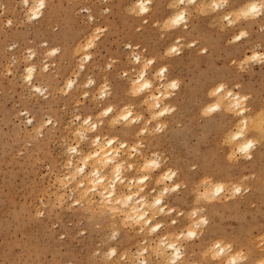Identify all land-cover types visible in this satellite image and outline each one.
<instances>
[{
	"label": "rangeland",
	"instance_id": "obj_1",
	"mask_svg": "<svg viewBox=\"0 0 264 264\" xmlns=\"http://www.w3.org/2000/svg\"><path fill=\"white\" fill-rule=\"evenodd\" d=\"M136 1L43 0L38 17L29 21L32 13L23 0H0V264H140L142 258L145 264H171L159 252L169 250V241H175L189 264H226L230 255L241 252L246 258L235 264L264 261V119H259L264 114V59L247 60L264 54V7L259 15L243 16L238 7H230L235 0L214 11L211 0L199 6L152 0L142 15ZM182 7L186 18L170 24V12ZM225 15L234 23L224 20ZM240 31L248 35L233 42ZM173 43L179 54L167 55ZM57 48L59 52L49 55ZM28 49L35 53L31 59ZM150 58L155 62L146 75L157 87L155 97L159 95L161 107L175 109L156 120L150 117L156 100L148 89L132 88ZM164 65V79L180 80L178 89L161 86L156 72ZM30 66L37 87L25 79ZM90 78L95 83L86 87ZM105 83L110 95L100 99ZM221 83L247 99L234 110L226 109L217 96H209ZM165 92L173 94L164 99L160 94ZM213 103L219 109L202 115ZM109 105L115 116H99ZM125 107L132 112L130 121L141 119L113 124ZM88 116L90 124H98L94 132L82 124ZM161 122L167 126L157 132ZM80 125L87 127L83 140L75 134ZM141 129L146 131L141 134ZM238 131L255 142L245 153L233 139ZM96 135L104 144L113 139L115 159H123L122 175L128 181L123 187L128 191L130 180L135 181L136 203L143 192L151 198L164 186L180 183L163 201L174 212L145 209L153 224L162 225L155 232L148 223L124 217L126 203L115 201L113 208L106 190L80 192L78 180L92 167L88 158L80 157L96 148ZM69 147L77 152L69 153ZM154 152L166 162L157 171L150 165L143 170L158 158ZM230 153H235L232 161L227 159ZM70 159L79 169L76 174L69 171ZM169 168L177 172L175 179L158 184L160 173ZM143 175L150 177L149 187L138 182ZM209 180L225 183V192L208 198L204 186ZM234 186L241 191L232 196ZM200 216L209 223L196 229L198 238L186 239ZM113 231L119 236L111 241ZM218 239L232 247L215 257L209 248ZM113 246L116 255L108 259Z\"/></svg>",
	"mask_w": 264,
	"mask_h": 264
},
{
	"label": "clouds",
	"instance_id": "obj_2",
	"mask_svg": "<svg viewBox=\"0 0 264 264\" xmlns=\"http://www.w3.org/2000/svg\"><path fill=\"white\" fill-rule=\"evenodd\" d=\"M23 2L25 3V5H27L28 3V0H23ZM146 2L148 4H151L152 0H146ZM184 0H180V3H183ZM194 0H188V3L191 4L193 3ZM226 2V0H220L219 3L215 2V0H213V3L211 5L212 7V10H216L217 8L219 7H223V4ZM40 7L42 8L43 7V0H41V3H40ZM261 7H264V0H262V5L261 6H258L256 3H251L249 5V10L248 12H245L244 15L247 16L249 14V12L252 14V15H259L260 14V9ZM149 8L144 6L143 4L140 6V13L143 15L144 13H147L149 12ZM30 12H32V15L28 16V20L29 21H32L34 19H36L39 15V9H29ZM107 11V9L105 10ZM91 20V17L89 18ZM185 19V15H184V11L181 10L179 13H177L174 17V19L171 21V24L172 25H176V24H179L181 23L183 20ZM224 20L228 21L229 24H232L234 23V21L230 20L229 17L227 15H225L223 17ZM8 25L10 26L12 21L9 20L8 22ZM168 26H170L168 24ZM248 35V33L246 31H240L237 35H235L233 38H232V41H239L241 40L242 38L246 37ZM98 39V37H97ZM14 47V46H13ZM179 51H180V48L177 46V45H173L168 51H167V55H170L171 53H175V54H179ZM203 51H206V49H204ZM28 52L30 53L28 59H31L35 53L32 52L31 49H28ZM56 52H59V49H53L51 53H49V55H52ZM260 58V59H264V54H260V53H254L253 55L247 57V60H256L257 58ZM140 60V56H135L134 57V61L138 62ZM155 60L154 59H148L147 62L145 63L144 65V68L146 69L149 65H152L154 64ZM246 63V61H245ZM108 67L110 68L111 67V64L108 65ZM168 71V68H167V65H164L162 66L161 68H159L156 72V75L160 78V79H164V76H165V73H167ZM26 72L28 73L27 76H25V79L26 80H31L32 78V72H33V68L32 67H29L26 69ZM123 75H127V73L125 72ZM144 76H145V72L144 71H141L140 73V79L143 80L144 79ZM72 81H69L68 83V88L70 89L72 87ZM95 83V81L93 79H89L87 82H86V87L88 86H91ZM180 84H181V81L178 80V79H173L171 80L168 84H167V88L169 89H178L180 87ZM142 88H148L150 87V84L149 82L145 81L144 84L141 86ZM236 87L238 88L239 85H236ZM225 89V85L223 83L221 84H218L214 89L210 90L209 91V96H214L216 97L217 94L221 93L223 90ZM136 91H139V89H137ZM135 94V93H134ZM173 93L172 92H165V93H162L164 99H167L168 97H170ZM108 95H110V86L107 85L106 83L105 84H102L101 85V91H100V94H99V98L100 99H104L106 98ZM236 95H239L238 93ZM227 96L229 97H233L234 101H235V106H238L242 103L243 100H246L247 97H240L239 100H237L235 98V96H233V93L231 90H229L227 92ZM154 100H159L160 97H153ZM153 107L155 108H159L160 111L158 112H155L151 119L152 120H156L158 117H161L163 115H165L166 113H171L173 112L175 109L173 106H164L163 108L160 107V104L159 103H156L153 105ZM219 105L218 104H211V105H208L205 109L202 110V115H210L213 111L219 109ZM114 110L113 106H108L106 109L102 110L98 115L99 116H107L108 114L112 113ZM243 111V109H241V112ZM239 114V113H238ZM132 116V112L131 110H129L127 107H125V109L123 110V112L121 113V115L113 120V124H118L120 122V120H124V121H129V123H132L134 122L135 120H139L141 119L140 116H136L133 118L132 121L129 120V117ZM81 117L78 115L76 116V120H80ZM92 120V117L91 116H88V117H85L83 118V121H82V124L83 125H88V131H92L94 132L97 127H98V124L97 123H91L90 124V121ZM31 121H29L30 123ZM167 125L166 123L164 122H161V123H158L157 126H156V131L159 132L161 131L163 128H165ZM146 131L145 129H141V134H143V132ZM77 136H80L81 137V140H83L85 137L83 136V134L77 130V132L75 133ZM241 133H238L237 135H240ZM233 139H236V136H233ZM99 140V137H96L94 138L93 140V143L95 144L96 141ZM114 141L113 140H109L108 143L111 144L113 143ZM253 143H255L254 141L252 140H249L247 142V144L245 145V147H251L253 145ZM121 147H124L123 144H121ZM67 151L69 153H75L77 152V148L76 147H69L67 149ZM152 156L153 157H158V158H153L151 159L148 164H145L144 165V169L143 170H147L149 168V165L151 167V170L152 171H157L159 169L162 168L163 164L166 162V158H163L161 157V154L159 153H152ZM235 157V153H230L228 156H227V159L229 161H232L233 158ZM250 159V157H248ZM69 164H71V160H69ZM122 167V165L118 164L116 166V171L117 173H119L120 171V168ZM133 166L131 164L128 165V168L131 169ZM80 171H83V169H80ZM95 174V173H94ZM177 176V172L173 169H166L164 170L163 172L160 173V176H159V179L157 180V183L158 184H164L165 181H173L175 179V177ZM149 176L148 175H144V176H141L139 178V183H144L146 182L147 180H149ZM101 179H103V177H101ZM116 180H121V176L119 174L116 175L115 177ZM181 188V185L180 183H174L172 184L171 187H168V186H164L160 191L159 193L155 196L154 200L152 201V207H156L158 205H163V201L165 199V195L166 193L168 192H176L178 189ZM224 189V184L222 183H219L216 185V187L214 188V192L216 194H219L221 191H223ZM245 191H247V189H244ZM140 191H143V189L141 188ZM241 191V186H234L233 188V193H232V196H235L236 194H239ZM111 195V193H110ZM128 199H131V197H128ZM119 202V201H117ZM166 209H167V214H171L172 212L175 211V208H168L167 205H164V206H161L159 208V212L160 213H165L166 212ZM191 215L193 217H196L197 216V211H192ZM142 218V217H141ZM139 221H137L138 223ZM145 223H148V221H145ZM173 223H175V221H173ZM209 223L208 221V218L206 216H200L199 219H197L195 221V224H194V227H189L187 232H186V236L185 238L188 239V240H193V239H196L198 238V232H197V228H203L205 225H207ZM162 225L161 224H157L155 225L153 228H152V231L155 232L156 230H158ZM199 235H202V233H199ZM119 236V232L118 231H113L111 233V235L109 236V240L111 241H114L117 239V237ZM222 241H215L214 244H213V247L214 248H217L219 249V252L216 254L217 256L219 254H222L225 249H230L232 246L231 244H223V247L221 246L222 245ZM169 248H174L175 251L173 252V259L171 261V264H176V261L179 260L183 253L180 251L179 248H176L174 244H169L168 245ZM116 252H117V249L115 246L111 247L108 249L107 251V256H108V259H111L113 256L116 255ZM140 255L142 256L143 255V252L140 253ZM246 257L243 256L242 252L241 253H237V254H234L230 259L229 261L226 262V264H235L236 260L239 259H245ZM140 264H145L144 260H141L140 261ZM260 264H264V261H261Z\"/></svg>",
	"mask_w": 264,
	"mask_h": 264
},
{
	"label": "bare ground",
	"instance_id": "obj_3",
	"mask_svg": "<svg viewBox=\"0 0 264 264\" xmlns=\"http://www.w3.org/2000/svg\"><path fill=\"white\" fill-rule=\"evenodd\" d=\"M178 1H180V0H178ZM184 1H187L188 2V0H184ZM206 0H194V4L195 5H197V6H199L198 4L200 3V5H202L201 3L203 2V4H204V2H205ZM209 1V0H208ZM212 2H213V0H211ZM215 2H217V3H219L217 0H215ZM40 3H41V0H36V3H34V2H29L28 1V3H27V8H28V10L29 9H39V12H40ZM136 3L137 4H139L140 6L143 4L144 6H146L147 7V4H146V0H137L136 1ZM184 3H186V2H184ZM206 3H207V1H206ZM251 3H256L258 6H261L262 5V0H235V3L234 4H232L230 7H238V9H239V13H241V14H243V16H245L244 15V13L245 12H248V10H249V5L251 4ZM205 5V4H204ZM224 5V4H223ZM175 9V8H174ZM181 10H183L184 11V15H185V18H186V8H184V7H182L181 9L179 8V10H177V9H175V10H173V12L171 11L170 12V14H169V17H168V19H167V21H169V22H171L173 19H174V17H175V15L177 14V13H179ZM262 10H263V7H261V9H260V13H262ZM237 12V11H236ZM32 13V12H31ZM239 13H237V14H239ZM30 14V13H29ZM249 14H250V12H249ZM248 14V15H249ZM168 15V14H167ZM247 15V16H248ZM251 15V14H250ZM249 15V16H250ZM242 16V15H241ZM168 22V23H169ZM249 23H251V22H249ZM171 24V23H170ZM180 24V23H179ZM179 24H176V25H179ZM251 25V24H250ZM172 26V25H171ZM176 42V41H175ZM177 44V43H176ZM176 44H174L173 43V45H176ZM173 45H171V47L173 46ZM170 47V48H171ZM137 56V55H136ZM31 67V66H30ZM33 68V67H32ZM142 71H144L145 72V76H144V79L143 80H141L140 79V75H138V77H137V79H135L134 80V82H132V88L133 89H148L147 91H148V93L150 94V96H152V97H155V94H154V92H153V90H154V88H157V87H155V84H154V82H153V80L152 79H150V78H148L147 77V75H146V73H147V70L146 69H143ZM32 76H33V72H32ZM31 80H32V78H31ZM31 80H29L30 81V83H31V85L33 86V87H37L35 84H33V82L31 81ZM145 81H147V82H149V84H150V87H148V88H142L141 86L144 84V82ZM171 80H169V79H167V77L165 78V79H162V81H161V86H163V88H166L167 87V84L170 82ZM217 86V85H216ZM215 86V87H216ZM214 87V88H215ZM39 88V87H38ZM162 88V89H163ZM213 88V89H214ZM37 89V88H36ZM167 89V88H166ZM158 91L159 92H161V89H158ZM229 91V89H224L221 93H219V94H217V100L219 101V103L221 104V105H224V107L226 108V109H228V110H234L237 106H235V101H234V99H233V97H229V96H227V92ZM147 93V94H148ZM148 94V95H149ZM237 93H235V94H233V96H235V98L237 99V100H239V96L238 95H236ZM160 95H162V93L160 94ZM159 96V95H158ZM158 96H156V97H158ZM227 102V103H226ZM156 103H159L160 104V102H159V100H156L155 101V104ZM109 106H111V105H109ZM108 107V106H107ZM106 107V108H107ZM160 107H161V104H160ZM105 108V109H106ZM161 108H163V107H161ZM121 108H119V110H120ZM156 110H158V111H160V109L159 108H156ZM156 110H154V111H152L151 112V116L150 117H152V115L155 113V111ZM158 111H156V112H158ZM244 111V110H243ZM262 111V110H261ZM123 112V111H122ZM121 110L119 111V113H118V115H121ZM264 112V111H263ZM258 113H259V111H258ZM257 113V114H258ZM262 113V112H261ZM260 114V113H259ZM117 115V116H118ZM263 115L264 114H262L261 115V117H259V119L260 120H262V119H264V117H263ZM108 116L111 118V116L113 117V116H115V112H114V110H113V112L112 113H110V114H108ZM258 116V115H257ZM263 117V118H262ZM130 118V117H129ZM114 119V118H113ZM93 123H95V122H93ZM81 127V129L80 128H78L79 129V131L82 133V134H84V132H85V129L87 128H84V127H82V125H80ZM86 126V125H85ZM127 130H132L131 128H129V129H127ZM238 133H241L240 131H238V132H236L235 133V135L237 136V145H238V150L239 151H242V152H247V150L250 148V147H245V145L247 144V142H248V140H246L245 138H244V136L242 135V133L240 134V135H237ZM85 135V134H84ZM96 137H99L98 135H96V136H94V138H96ZM94 138H93V140H94ZM92 140V141H93ZM109 140H113L112 138L110 139H108L107 140V143L106 144H104V143H102V141H104V140H101V138L99 137V140L98 141H96V143H95V146H96V148L95 147H93V148H95L93 151H91V152H82V153H85V155L83 154V158H82V155H81V159L83 160L84 158H88L89 160H90V165H92V167H91V172H92V177H91V172L89 171V172H86V171H84L83 172V176H82V178L81 179H79L78 180V183L79 184H81L83 187V190H82V188H80V192H82L83 191V193L84 194H87L86 193V191H90L91 189H96L97 191H100L99 193H101V191H103V190H106V192L105 191H103L104 193H107L108 194V200H109V202L110 203H112L111 204V206L113 207V208H116V206H114V202L115 201H121V203L122 202H124V203H126L125 205L126 206H124V208H123V212H124V217H128V218H130V219H132V220H135V221H139L138 223L140 224V223H142V225L143 224H145L146 225V223H145V221H148V226L150 225V227L151 226H155V225H157L158 223H152V216L150 215V214H148V212L149 213H152L153 214V212L155 211L156 213L159 211V208L161 207V206H164V203H163V205H158V206H156V207H152V201L154 200V198H155V196L154 197H152V195H151V198L150 197H147V194L145 193V192H143V193H141V194H143V196H142V198H141V200L139 201V204L138 203H136V198L134 199V198H132V196H133V194L134 193H137V190H135L133 187H137L136 186V183H135V181L134 180H130L131 182L130 183H132L133 184V187H130V188H128L129 190L127 191H125V189H124V183H125V181H127V180H125V178H124V175H122V167L120 168V171H119V173H117V171H116V166L118 165V164H120V165H122L121 164V162H122V160L123 159H115V153L117 152L116 150H115V146L113 145V143H111V144H109L108 143V141ZM90 143H92V142H90ZM89 144V143H88ZM88 151H89V149H87ZM78 154H79V152H78ZM81 154V153H80ZM249 154L250 153H247L246 154V157H250L249 156ZM71 160V164H69V171H72L73 172V174H76V172L77 171H75L76 169L77 170H79L78 168H77V166L73 163V160L72 159H70ZM85 160V159H84ZM85 163V162H84ZM84 165V164H83ZM82 168H84V166L82 167ZM101 168H103V170H101ZM68 171V172H69ZM74 171H75V173H74ZM71 173V172H70ZM70 173H68L69 175H71ZM95 173V174H94ZM117 174H119L120 176H121V180H116L115 179V177H116V175ZM144 176V175H143ZM72 177V176H71ZM101 177H103V179H101ZM159 179V178H158ZM61 180V179H60ZM59 180V181H60ZM92 183V184H90L89 185V183ZM128 182V181H127ZM126 182V183H127ZM129 183V184H130ZM129 184H127L128 186H129ZM134 184H135V186H134ZM131 185V184H130ZM138 185V184H137ZM216 185L217 184H215V182H213L212 180H209V181H206L205 182V189H204V193L206 194V196L208 197V198H211V196H210V194L212 195V194H216L215 192H214V188L216 187ZM224 185H225V183H224ZM132 186V185H131ZM142 187L143 186H148L149 187V183L146 181L145 182V184L144 185H141ZM167 186V185H166ZM108 187V188H107ZM127 186L125 185V188H126ZM138 189H139V185H138ZM225 189H226V187L224 186V189H223V191H221L219 194H221V193H223V192H225ZM139 191V190H138ZM96 192V191H95ZM103 192H102V194L101 195H103ZM233 192V191H232ZM232 192H231V194H232ZM91 191H90V195H91ZM110 193H111V195H110ZM140 193V192H139ZM146 195H145V194ZM82 194V193H81ZM84 194H82V195H84ZM149 194V193H148ZM219 194H217V195H219ZM230 194V193H229ZM81 195V196H82ZM89 195V196H90ZM140 195V194H139ZM138 195V196H139ZM150 195V194H149ZM209 195V196H208ZM135 196V195H134ZM84 197V196H83ZM128 197H131V199H128ZM89 199V198H88ZM91 199H93V198H91ZM134 199V200H133ZM118 204V203H117ZM122 209V208H121ZM142 209V210H141ZM144 209V210H143ZM145 209H147V211L148 212H146L145 211ZM119 210V209H118ZM117 210V211H118ZM153 210V211H152ZM120 211V210H119ZM121 212V211H120ZM123 212H121V213H123ZM118 214V213H117ZM142 217V218H141ZM129 220V219H128ZM174 236V235H173ZM219 240V239H218ZM215 241H217V240H215ZM214 241V242H215ZM214 242L212 243V245H211V248H209L210 249V254H212V256L214 255L215 257L217 256L216 254L219 252V249H217V248H214L213 247V244H214ZM166 244V247H168V245L169 244H174L175 245V247L176 248H179V246L175 243V241H169V242H167V243H165ZM159 245V244H158ZM162 246V245H161ZM222 247H223V245H221ZM157 247V246H156ZM160 247V246H159ZM163 247V246H162ZM165 248V247H164ZM163 248V249H164ZM169 248V247H168ZM159 250V249H158ZM175 251V249L174 248H169V250H167V251H165L164 250V252L163 253H161V251H159L160 252V255H161V257L163 258V259H165L166 260V262H169V263H171V261H172V259H173V252ZM182 253H183V251H181ZM225 252V251H224ZM224 252L222 253V254H224ZM219 255H221V254H219ZM233 255H230L229 256V259L232 257ZM142 260H144V262H145V258H142ZM176 264H189V263H187L186 262V258L184 257V255L179 259V260H177L176 261ZM191 264H196V263H191Z\"/></svg>",
	"mask_w": 264,
	"mask_h": 264
}]
</instances>
